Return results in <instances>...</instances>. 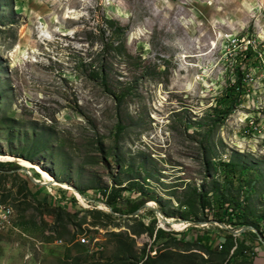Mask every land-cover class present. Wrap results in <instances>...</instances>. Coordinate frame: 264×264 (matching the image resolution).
Segmentation results:
<instances>
[{"label":"rangeland","instance_id":"374dc122","mask_svg":"<svg viewBox=\"0 0 264 264\" xmlns=\"http://www.w3.org/2000/svg\"><path fill=\"white\" fill-rule=\"evenodd\" d=\"M0 205V264H264V0H0Z\"/></svg>","mask_w":264,"mask_h":264},{"label":"trees","instance_id":"16d2710c","mask_svg":"<svg viewBox=\"0 0 264 264\" xmlns=\"http://www.w3.org/2000/svg\"><path fill=\"white\" fill-rule=\"evenodd\" d=\"M236 81H242V79H240V80L237 79ZM239 84H242V82H240ZM235 86H237V85H235ZM235 90H236V87H231V89H228V91H227V93L225 95V96H227L228 98L231 99V104H232L231 106L232 107L236 106L240 102V100H239L240 92L235 93ZM11 164H14L18 169L22 168V167H19V165L17 163H15L14 161H12ZM223 166L225 168L226 166H232V164L231 163H224ZM236 173L237 172H235L233 174H236ZM241 174H242V172L239 173L240 178H241ZM34 190H35L34 194L37 195L39 193V190L38 189H34ZM123 190L124 189H121V190L117 191V195H116V197H118L117 199L115 198V199H111L109 201H106L107 205L110 206L111 209H113L115 211H120L121 210V208L118 207V201H119V199H123L124 198ZM73 198H74L73 200H76L75 197H73ZM50 199L52 201L53 197H51ZM217 200L219 201V208H218L217 212H219L220 210H223L221 215H220V212H219L220 220L223 221V222H226V221L230 220V222H234L235 223L237 218H239V216H240V212H238L239 209L237 210V209L233 208L232 211H229V208L225 206L226 203L222 202L221 196H218ZM148 201H150V199L145 198V197L142 198V199H139L138 201L137 200L132 201V205L129 206L130 207L129 211H131V212L137 211L139 208L145 206V203L148 202ZM123 202L125 203V201H123ZM241 204L242 203H240V201L237 202V205L240 206ZM61 205L63 206L62 208L67 209V210L69 209V206L66 203L63 202V204H61ZM219 230H220V232L219 233L217 232L218 235H221L222 237L226 238V240H228L229 242L233 241V234L230 233V228H227V229L220 228ZM161 233H162V231L157 236H161ZM228 244H229V246L227 247V249H230L234 245V243H228ZM148 258L151 259V257L149 255H148Z\"/></svg>","mask_w":264,"mask_h":264},{"label":"built area","instance_id":"2783aa9c","mask_svg":"<svg viewBox=\"0 0 264 264\" xmlns=\"http://www.w3.org/2000/svg\"><path fill=\"white\" fill-rule=\"evenodd\" d=\"M12 210L9 206L0 205V230L5 229L12 224ZM86 240L85 237L81 238V241Z\"/></svg>","mask_w":264,"mask_h":264},{"label":"water","instance_id":"95a60500","mask_svg":"<svg viewBox=\"0 0 264 264\" xmlns=\"http://www.w3.org/2000/svg\"><path fill=\"white\" fill-rule=\"evenodd\" d=\"M36 182H37V180H35ZM163 217V216H162ZM164 218V220L167 222V223H169V224H174V222H172V221H170L167 217H163ZM197 223H194V225H196Z\"/></svg>","mask_w":264,"mask_h":264},{"label":"bare ground","instance_id":"6f19581e","mask_svg":"<svg viewBox=\"0 0 264 264\" xmlns=\"http://www.w3.org/2000/svg\"><path fill=\"white\" fill-rule=\"evenodd\" d=\"M30 163H31V162H30ZM75 195H77L81 201H83V200H84V199H83L82 197H80V195H78L77 193H75ZM10 210H12V208H11V207H10Z\"/></svg>","mask_w":264,"mask_h":264},{"label":"crops","instance_id":"0c3cea01","mask_svg":"<svg viewBox=\"0 0 264 264\" xmlns=\"http://www.w3.org/2000/svg\"><path fill=\"white\" fill-rule=\"evenodd\" d=\"M203 237H205V235H203ZM222 237V236H221Z\"/></svg>","mask_w":264,"mask_h":264}]
</instances>
